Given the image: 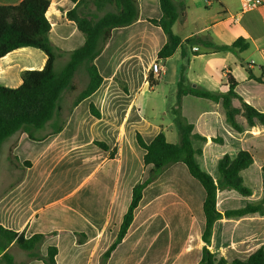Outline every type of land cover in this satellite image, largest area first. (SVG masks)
<instances>
[{"label":"crops","instance_id":"0c3cea01","mask_svg":"<svg viewBox=\"0 0 264 264\" xmlns=\"http://www.w3.org/2000/svg\"><path fill=\"white\" fill-rule=\"evenodd\" d=\"M22 1L0 0V5L16 6ZM50 2L47 18L52 25L49 34L52 43L64 52H71L81 47L85 37L75 23L67 18V12L75 6L73 1L50 0ZM173 2L179 13L173 27L176 35L183 40L193 35L210 36L219 45H232L237 39L244 38L250 44V48L245 52L256 53L261 62L257 68L259 73L255 72L254 65L250 66V69L257 77L264 78V0L262 7L246 13L241 12L240 0H173ZM139 7L140 18L136 23L113 30L112 37L103 53L95 60L104 79L103 84L97 92L83 100L73 110L65 129L44 141L30 140L25 133H17L11 136L10 140L7 139L11 141V144L15 142L13 157L18 158V164L28 160L32 162V166L24 170L17 169V174L22 173L20 178L18 176L12 180L7 179L8 176L14 178L16 175L11 171L5 176L0 175V225L17 232H25L26 237L37 233L45 234L47 237L41 252L46 255L49 246H56L59 250L57 264H61L63 257L67 258L64 264H79L73 244H76V251L85 250V256H87L94 246L91 241L104 239L103 241L106 242L95 264L100 263L102 255L117 237L123 216L131 201L132 188L138 181L134 172L131 173L134 168L129 161L130 155H127L125 145L119 143L122 138L117 132V157L110 159L109 153L103 151L108 155V161L100 171V175L93 181V183L98 181L100 184H84L71 190L42 184V176L35 169L33 160L37 159L42 150H46L54 139L78 136L75 133L67 134V132L79 108L85 105L84 110L90 115L89 105L94 103L102 114L105 110L107 111L109 102L113 100V93L117 90V96L123 97L122 101L130 102L126 109L120 108L122 105L118 104L117 113L123 109L127 111L129 107L132 108V112L137 113L132 121L134 129L131 132V145L132 151L140 156L142 164L145 151L136 142V132H140L148 144L161 130L165 133L168 142L175 144L179 141L174 124L164 127L154 123L143 114L144 110L139 104L144 93L153 90L149 87L147 79L153 62H157V53L167 41L162 29L148 21V19L158 20L162 17L159 0H139ZM238 53L240 52L201 51L200 55L194 56L187 48V55L183 57L181 49H178L172 58L166 62L157 63L163 68L161 74L175 89L183 74L187 85H196L215 92H226L225 77L231 73L238 81L236 92L245 102L264 113V94L245 90L246 85H249L262 92L264 84L249 79L246 71L242 76L238 75L237 63L242 59ZM59 59L68 61V55H63ZM47 60L48 56L34 47H23L9 53L0 59V85L8 88L20 87L22 73L26 70L43 69ZM117 81L127 84L128 94L121 90ZM74 83L76 85V74ZM188 103H203L205 106L195 113L187 109ZM233 106L241 109V102L233 99ZM181 108L182 114L189 123L193 124L194 132L209 139L207 142L193 140L192 144L194 148L202 149V155L197 156L196 159L201 168L214 179H217L219 175L218 161L224 155L228 154L233 159L241 150H248L254 156L253 165L241 173L243 179L252 172L256 175L259 186L252 188L253 195L245 197L233 190L219 191L217 210L221 213L234 210L226 208L225 205L235 198L243 202L239 208H243L250 202H260L263 197L264 150L260 152L263 159H258L256 146L264 147V125L256 122L254 127H250L242 114H239L237 121L243 131L238 133L227 123L222 102L216 103L190 95L182 98ZM91 117L96 121L102 120V118ZM217 137L222 138L223 143L211 141L212 138ZM24 143L35 148L36 152L30 155L25 154L21 150V145ZM106 143L110 145L109 142ZM211 144L216 145L214 146L216 153L203 165L202 160L207 159L206 147ZM48 158L49 156L45 157V159ZM116 158V170L105 167ZM143 167L148 172L151 168L144 164ZM185 167L182 163L173 165L146 187L144 197L148 187L163 191L165 201L161 206V216L158 218L146 216L144 222H137L135 217L128 234L113 252L108 264L115 258V252L128 242L134 243L135 250L144 245V251L141 253L145 254L144 260L139 259L134 264H149L146 262L149 257L150 264H155L153 258L159 251V247L162 263L157 264H198L200 262L204 246L202 235L205 230L203 212L205 191L199 181L190 176ZM147 176H143L141 180ZM100 177L101 180H98ZM58 193H64V195H58ZM144 197L136 212L141 208ZM157 221H161V227L155 229ZM75 233L86 235L83 244L77 243ZM158 240L163 243L162 247L157 244ZM65 242L69 243L68 251H65L67 247ZM261 247L264 248V216L260 214L223 218L214 225L210 250L217 258L224 257L230 262L234 259L245 261ZM17 249L11 247V253ZM127 261L124 259V263H119L121 261L117 259V264H125ZM16 262L18 263L17 260ZM29 264L43 263L35 260L30 261Z\"/></svg>","mask_w":264,"mask_h":264},{"label":"trees","instance_id":"16d2710c","mask_svg":"<svg viewBox=\"0 0 264 264\" xmlns=\"http://www.w3.org/2000/svg\"><path fill=\"white\" fill-rule=\"evenodd\" d=\"M74 8L67 12L69 21L75 23L77 29L84 35V44L71 51L64 52L57 48L49 38L52 25L47 18L50 0H23L16 6L0 5V59L9 53L23 48L34 47L43 51L48 60L41 70H26L22 73V85L18 88H8L0 85V148L3 143L17 133H25L30 140L44 141L52 135L61 133L67 126L73 110L85 99L90 98L103 84L95 60L103 53L105 46L112 37L113 30L125 28L136 23L140 18L139 0H72ZM162 17L158 20L148 21L162 29L167 41L157 53V62H166L172 58L178 49L186 57L187 48L194 56L204 52L232 51L243 53L250 48L249 42L244 38L237 39L232 45H219L210 36L193 35L183 40L175 34L174 25L179 13L173 0H159ZM193 47L198 51L193 52ZM63 55H68V61L63 71H55L56 61ZM82 67L88 75V83L80 90L69 109V115L61 119L60 105L64 91H77L74 76ZM249 79L264 84L263 77H257L250 65H246ZM184 70V68H183ZM150 88L158 85L152 72L148 76ZM121 90L128 94L125 82L117 81ZM238 81L231 74L225 77L226 92H215L196 85L185 84L182 74L177 84L176 107L172 113L178 126L179 141L175 144L167 141L165 133L161 130L149 144L140 132H136V142L145 151L143 164L151 166L147 178L137 182L132 188L131 201L123 216L115 241L102 255L99 264H108L113 252L123 242L131 228L135 212L141 204L146 187L163 175L169 168L177 163L186 166L190 176L199 181L205 191L203 212L205 215V230L202 235V258L198 264H264V248H259L247 260L217 258L210 250L215 223L223 218H237L249 214L264 216V178L263 197L260 202H250L243 208L227 210L223 213L217 210V194L219 191L229 190L250 197L253 190L245 185L241 173L254 163V156L248 150H241L235 158L228 154L218 161V177L214 179L205 172L196 157L201 156L202 149L194 148L192 141L207 142L208 138L194 132L193 124L189 123L182 114V98L194 96L213 102H222L226 113L227 123L238 133L243 131L237 121V116L242 114L250 127L256 122L264 125V113L248 104L236 92ZM233 99L241 102V109L233 106ZM89 113L96 119H101L102 114L94 103L89 105ZM51 125V131L40 135L41 131ZM215 143H223L220 137L212 138ZM93 144L102 151L109 153V158L114 159L117 149H111L104 141H94ZM18 161L17 157H14ZM23 169L32 166L31 161L20 164ZM264 174V166L262 167ZM77 243L83 244L86 240L84 233H75ZM43 233L26 237L25 232H17L0 225V264H29L30 261H41L43 264H57L59 250L56 246H49L47 254L43 255L41 248L46 240ZM11 247H16L27 254V259L17 263L11 253Z\"/></svg>","mask_w":264,"mask_h":264},{"label":"rangeland","instance_id":"374dc122","mask_svg":"<svg viewBox=\"0 0 264 264\" xmlns=\"http://www.w3.org/2000/svg\"><path fill=\"white\" fill-rule=\"evenodd\" d=\"M251 52L252 51L238 53V56H242L243 59H240L237 63L239 66V71L237 72L239 76H242L245 73L247 68L246 65L252 63H254L253 65L255 66V72L259 73L257 68L261 63L260 58L256 53L252 54ZM66 63V59H58L55 64V71L60 74L63 71ZM160 77L161 78L158 80V85L155 86L153 90H148L146 93H144V96L141 98L139 104L144 110L143 114L147 116V119L158 125H163L164 127L168 126L169 124H174L176 132L179 134L178 126L172 113L173 108L176 107L177 89L168 83L166 77H164L163 74H161ZM87 83L88 75L85 68L82 67L76 73V85L78 88L77 91H64L62 94L60 101V105L62 107L60 117L62 120L68 117L69 109L71 108L78 92L82 90ZM245 90L264 94V91L261 92L260 90L249 85H246ZM113 94V100L109 102L107 111L105 110L104 113H102L101 121L94 120L87 113L88 111L86 112L84 110L85 105L81 106L67 132V134L75 133L79 137L74 135L72 138L68 139H54L52 144H50L46 150H42L41 155L38 156L37 159L33 160L35 169L37 172H39V175L41 174L42 176L43 185H49L51 187L58 186V188H61L62 190H71L76 186H82L84 184H100L98 181L97 183H93V181L96 180V178L100 175V171L103 170L105 163L108 161V155L99 150V148L93 144V141L109 142V146L111 148L117 149V132L120 133V138H122L119 140V143L125 145L127 149V155H130L129 161L134 168L132 169L131 173L134 172V176H137V182L143 179V176H147V169L143 167L140 156L136 152L132 151L131 145V132L134 129L132 121L134 120V115L137 116V113L136 111L132 112L131 107H129L127 111L124 110L126 107H128L127 105H130V102L122 101L121 98L123 97L117 96V90L116 93ZM118 104H121L122 106H120V108L122 107L124 109L117 113ZM204 106L205 105L203 103H188L187 109L191 112L198 113ZM50 131L51 125L48 124L45 129L38 131V134L44 135ZM8 140H6L0 148V175L5 176L9 171L14 172V174H16L14 178L9 176L7 177V179L12 180L18 176L19 178L22 176V173H16L17 169H24L13 157L15 142L11 144V141L9 142ZM214 146L216 145L211 144L209 147H206L207 159L202 160L203 165L209 162L214 153H216ZM256 149L258 151L256 154L257 158L263 159L260 152L264 150V147L258 145L256 146ZM21 150L28 155L34 154L36 152L35 148H32L26 143L21 145ZM46 156H49V158L45 159ZM105 167L116 170L117 158L114 162H109V164ZM98 180H101V177ZM244 180L245 184L251 189L257 188L259 186L257 177L253 174V172L246 175ZM107 183L110 184L109 182ZM60 194L64 195V193H58V195ZM164 201L165 195L162 190L155 189V187H148L145 192V197L141 208L138 210V212H135L136 221L144 222L146 216H149L150 218L160 217L162 212L161 206L163 205ZM242 204L243 202L241 199L235 198L231 199L225 206L226 208L237 209ZM156 225L157 228L155 229L160 228L161 221H157ZM103 240H92L91 243H93L94 246L91 250V253L87 256H85V250L79 249L77 252L76 244H73L75 254L79 259L78 263L95 264L96 259L100 255L106 242ZM133 244L134 243L132 242H128L125 245H122V247L115 252V258L110 264H117V259L118 261H121L119 263H124V259H127L128 261L125 264H134L138 262L139 259L144 260L143 257L145 254H141L144 251V245L139 247L138 250H135V248H133ZM157 244L161 247L163 246L161 240H158ZM65 245H67L65 251H68L69 243L65 242ZM12 254L18 263L27 259V254L20 249H17V251L14 250ZM160 254L161 248L159 247V251L154 254L153 258L155 264L162 263ZM66 259V257L61 258V264H64ZM146 262H149L150 264V257L146 260Z\"/></svg>","mask_w":264,"mask_h":264},{"label":"built area","instance_id":"2783aa9c","mask_svg":"<svg viewBox=\"0 0 264 264\" xmlns=\"http://www.w3.org/2000/svg\"><path fill=\"white\" fill-rule=\"evenodd\" d=\"M262 6H263V0H240V9L242 13L254 11ZM193 51L197 52L198 48L194 47ZM253 64L254 63L249 64V65L253 66ZM162 71H163V68L161 67V65L157 62H153L151 66V72L153 73L154 78L156 80H159L161 78L160 75Z\"/></svg>","mask_w":264,"mask_h":264}]
</instances>
